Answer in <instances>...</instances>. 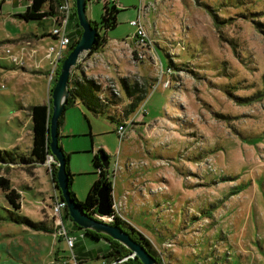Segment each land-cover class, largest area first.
Returning a JSON list of instances; mask_svg holds the SVG:
<instances>
[{
	"label": "rangeland",
	"instance_id": "1",
	"mask_svg": "<svg viewBox=\"0 0 264 264\" xmlns=\"http://www.w3.org/2000/svg\"><path fill=\"white\" fill-rule=\"evenodd\" d=\"M107 1L119 10L108 38L128 45L101 46L75 72L100 86L99 97L117 101L110 113L95 115L77 101L64 114L60 146L70 158L77 200L85 202L99 178L93 158L103 150L110 158L115 211L149 239L160 264H264V0H90L91 22H100ZM28 3L0 0V158L16 162H0V178L22 196L15 211L0 189V220L14 213L44 223L56 237L51 206L58 165L52 156L44 165L27 164L29 108L50 101L53 91V83L49 93L42 86L47 72L41 77L35 70L43 71L40 64L47 61L50 80L56 71L47 50L44 58L31 52L29 58L39 60L32 66L15 42L44 32L52 45L57 40L48 35L51 18L40 23L16 17ZM136 19L144 24L148 47L132 45L136 28L130 22ZM68 29L76 38V24ZM123 81L146 90L134 114L129 105L136 97L127 96ZM119 122L128 126L121 141ZM81 233L79 241L94 250L82 264H100L94 257L108 243ZM207 243L210 252L203 248ZM39 244L45 247L41 263L52 264L51 238L41 237ZM54 249L71 255L66 242L57 241ZM18 256L10 257L0 242V264H23Z\"/></svg>",
	"mask_w": 264,
	"mask_h": 264
},
{
	"label": "trees",
	"instance_id": "2",
	"mask_svg": "<svg viewBox=\"0 0 264 264\" xmlns=\"http://www.w3.org/2000/svg\"><path fill=\"white\" fill-rule=\"evenodd\" d=\"M29 2V5L27 6L26 10L22 14H18L16 17L22 21L25 22H42L49 17L53 16L56 12V6H57V0H27ZM55 6V7H54ZM48 7V8H47ZM119 13V10L117 6L114 4L110 6V2L107 1L104 5V14L101 17L100 22H92L93 26H96L99 28L100 33L96 42V46L94 49L87 54V56H92L97 52L98 49H100L101 46H103L108 39V31L116 28L118 25V18L117 15ZM73 23L76 24L77 26V35L76 38L72 39V43L70 48L74 47L75 44L78 42L82 35V28L79 25V21L77 18L76 14V6L74 7L73 15H72V20ZM101 31H105L104 34H102ZM137 55V53H136ZM82 64L76 69L82 70ZM173 63H170L168 66V70L173 67ZM74 71L71 81H70V91L71 95L69 98V103L67 105V109L70 106L75 105L77 101H79L87 110L92 112L95 115H101L104 113H110L109 108L113 106L117 101H115L116 96L108 97L102 99L99 97L100 93V86L96 84V82L92 79H87L85 76L81 80L75 76ZM60 73V66L56 70L55 77L53 79V88L55 86L57 77ZM83 76V75H82ZM122 85L125 89V92L128 97H136L133 102L129 105V113H135L136 110L139 108L140 104L145 101L146 98V90H140L138 91L136 87H130V85L126 82L123 81ZM141 94V95H138ZM66 109V110H67ZM146 112V111H145ZM29 113L32 121V146L30 150V159L27 160L29 163L28 165H44L48 157L52 155L51 150H50V118L52 115V99H50L48 104H42V105H34L29 108ZM147 115V112H146ZM113 119H115L113 116H110ZM125 122H119V124H124ZM64 124V116L60 119L59 122V131L61 130L62 126ZM119 125V126H120ZM126 128L128 126L125 125ZM118 131V128L116 132ZM118 134V132H117ZM119 136V134H118ZM60 138H61V132H60ZM120 139V136H119ZM103 151L100 150L97 154L94 155L93 158V164L95 168L98 170L99 173V178L95 181L93 187L91 188L85 202L81 203L77 200L75 193L72 191V187H70V192H71V198L78 203L82 207V209L90 216L96 217L97 215V207H98V192L102 185H107L110 189L111 192V199L112 203H114L113 200V182L110 179L109 176V170L105 169L103 166V163L99 157V153ZM6 154H8L6 152ZM13 156L14 154L11 153ZM67 156V155H66ZM109 166H110V158L106 154ZM67 159L69 160V156H67ZM25 159H23L24 161ZM23 161L19 164H22ZM0 162H3L5 165H12L15 162L14 158L10 157L9 160H5L4 158H0ZM57 171L58 169L55 168L53 172V181L55 184L56 192L58 193V196L62 199V194L58 188V183H57ZM67 171L70 175V186H72V181H73V175L70 172L69 169V163L67 165ZM0 189L4 192L9 205L15 210V211H20L21 210V199L22 196L17 193V191L12 187L11 182L4 178H0ZM53 200V198H52ZM53 205V204H52ZM52 207V206H51ZM66 214V218H64V221L66 222L67 220H70L73 224V226L79 230L81 229L78 225H76L73 220L70 218V215L68 213V210H64V215ZM11 216L6 218L10 222H14L18 225H24L27 226L28 228L34 230V231H45L49 232L48 227L44 223H36V222H31L25 217H19L14 213H10ZM114 225L120 226L124 231L128 232L131 237L138 243H140L142 246H144L147 251L156 258V252L154 251V248L149 241L143 235L141 232H139L137 229L133 228L131 225L128 223L124 222L120 218H116L114 220ZM85 233V237H89L95 242L105 240L109 244V251L106 255H104V259L107 262L113 261V262H118L121 259L127 258L132 256V253L126 249L123 245L120 243L112 240L111 238L97 234L92 231L88 230H83ZM77 236V235H76ZM79 236V235H78ZM157 260V264L159 263V260ZM210 260L211 259H207ZM125 264H142L139 259L137 258H130L125 262Z\"/></svg>",
	"mask_w": 264,
	"mask_h": 264
},
{
	"label": "water",
	"instance_id": "3",
	"mask_svg": "<svg viewBox=\"0 0 264 264\" xmlns=\"http://www.w3.org/2000/svg\"><path fill=\"white\" fill-rule=\"evenodd\" d=\"M90 0H75L76 14L79 25L83 32L75 44L69 51L68 56L62 61L60 73L53 88L52 99V115L50 118V150L52 157L58 165L57 183L62 194V199L67 204V210L73 222L83 230L95 232L105 235L112 240L120 243L128 249L133 258L139 259L142 264H157V260L147 249L140 243L136 242L131 235L124 231L120 226L109 224L97 220L95 217L88 215L76 201L71 198L70 192V175L67 171L69 160L60 146L59 122L64 116L69 98L71 95L70 81L74 71L83 63L88 53L96 46V42L100 33L98 27L93 26L90 21L87 8ZM99 157L105 169H109V162L104 151L99 153ZM111 192L107 185H102L98 192L97 214L101 217H111L113 214V203Z\"/></svg>",
	"mask_w": 264,
	"mask_h": 264
},
{
	"label": "crops",
	"instance_id": "4",
	"mask_svg": "<svg viewBox=\"0 0 264 264\" xmlns=\"http://www.w3.org/2000/svg\"><path fill=\"white\" fill-rule=\"evenodd\" d=\"M28 5H29V3H28ZM20 14H22V13H20ZM49 18H51V22L52 23L50 24V26L52 25V29H53V27H54L53 17L51 16ZM76 33H77V30H76ZM46 35H47L46 32H44L42 36H39L38 34H35V33L31 34V35H25L23 38H21L20 41L15 42V47L16 46L17 47L20 46L22 48L23 47L25 48L26 55H27V58H28L27 59V64H31L32 66H35L39 62V60H36V62H34L33 59L31 60L29 58V57H31V52L32 51H34V50L36 51L37 50L40 53V55L38 54L39 56L37 58H40V57L44 58V56H43L44 51H46L50 46H55V45H52L51 39L44 38ZM48 35L52 38V40H56L51 35V32ZM72 35H73V33L71 34V37H72ZM132 40H133L132 41V45H134L136 40L134 38H132ZM11 42L12 41H10V43ZM44 43H48L46 45L48 48L46 46H44ZM110 44L128 45V43H126V42H118L115 39L108 38L107 42L103 46L108 47V45H110ZM40 65H41V69L43 71L40 70L38 72L37 70H35V72L37 74L41 73V75H42L41 77H44V73L47 72L48 80L45 81V84L44 85L42 84V86H43V88L45 90V93H47V91L49 93L50 86L52 85L54 78H52V80H50L51 79V75L49 74V71H50L49 67L50 66H49L47 61H43ZM29 68H31V67H29ZM40 80H42V79L40 78ZM48 102H49V97L48 98L46 97V100L44 101L43 104H48ZM142 106H140V108ZM131 114H134V113H131ZM39 167H41V166H39ZM0 225L2 227L1 230H2V233H3L1 238H0V242L3 244L5 250L9 253L10 257L13 256L17 260H19L18 259L19 258L18 255L19 254H20V257H24V260L21 261L23 264H43V263H41L40 255L44 251L45 247H44L43 244H39V241H40L41 237H45V236L51 238L52 248H53L51 256L54 259L52 261V264H54L56 261L58 262V261H61V260H67L68 259L69 254H67V252H64L63 250L56 251L54 249L57 246V241L59 243L60 242L62 243L64 241L60 240V239H57L52 233H50V232H46V233H44V232H35V231H32V230L29 231L28 228H26L24 226L13 225L6 218L0 220ZM4 227H6V228H4ZM68 227H69L70 232L73 235H77V230L79 231V229L75 228L71 224H68ZM9 235H13V236L9 237ZM3 238H6V240H4ZM81 240L80 241L78 240L76 242V247L74 249V252H75L77 258L79 259L80 264L84 263L85 259H87L88 257L92 258V251H94V250H89V252H88V250H86V247L82 244ZM54 241H56V244L54 243ZM207 241H208V239H207ZM107 246H108V248H106L105 250L104 249H99L97 254L94 257L97 261L100 262V264H104L105 262H107L103 258L104 255H106L108 253V251H109V244ZM210 246H212V245L209 244V247ZM209 247H208V243H207V244H205V246L203 248L207 249V251L210 252ZM54 253H56V254H54ZM210 256L211 255L208 254L207 258H209ZM26 261H28V262H26ZM193 262H194V260H193ZM118 264H125V263H118Z\"/></svg>",
	"mask_w": 264,
	"mask_h": 264
},
{
	"label": "built area",
	"instance_id": "5",
	"mask_svg": "<svg viewBox=\"0 0 264 264\" xmlns=\"http://www.w3.org/2000/svg\"><path fill=\"white\" fill-rule=\"evenodd\" d=\"M75 7V0H57L56 12L52 16L54 20V27L51 30V35L57 40V45L50 46L47 49L46 57L51 61L52 71L55 72L60 63L65 58V51L71 46L72 37L69 32V25L72 20V15ZM131 26L136 28L134 39L136 43L140 47H148L149 41L147 38V32L144 27V24L140 19H136L130 22ZM9 53V51H8ZM142 52L139 51L138 55L142 58ZM14 61H16L14 59ZM164 88H168L170 86L169 81L163 84ZM126 123L121 124L118 127V134L120 136V141L123 139L124 132L127 129L125 127ZM127 126V125H126ZM52 156V155H51ZM48 157L47 162L50 157ZM53 158V157H52ZM54 159V158H53ZM55 196L53 197V205L51 207L52 216L54 218L55 225V235L57 238H60L64 242L67 243L68 248L71 250V255L68 256L67 260L56 261V264H80L78 258L74 254V247L76 245V241L84 238V235L81 233L79 236H71L68 233L64 222V210L67 209L66 202L58 196V193L55 191ZM101 217V216H100ZM107 218V217H101ZM118 217V213L115 211V204L113 203V214L111 217L107 218L110 221H114ZM84 233V232H83ZM130 257L119 260L118 262H105L104 264H117V263H125ZM133 258V256H132Z\"/></svg>",
	"mask_w": 264,
	"mask_h": 264
},
{
	"label": "flooded vegetation",
	"instance_id": "6",
	"mask_svg": "<svg viewBox=\"0 0 264 264\" xmlns=\"http://www.w3.org/2000/svg\"><path fill=\"white\" fill-rule=\"evenodd\" d=\"M97 215H98V214H97ZM97 215H96V216H97ZM131 259H132V258H131Z\"/></svg>",
	"mask_w": 264,
	"mask_h": 264
}]
</instances>
